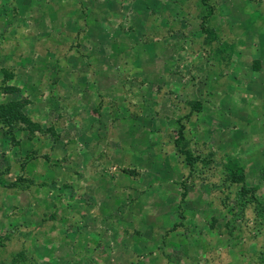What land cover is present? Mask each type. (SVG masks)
Here are the masks:
<instances>
[{
	"label": "rangeland",
	"instance_id": "374dc122",
	"mask_svg": "<svg viewBox=\"0 0 264 264\" xmlns=\"http://www.w3.org/2000/svg\"><path fill=\"white\" fill-rule=\"evenodd\" d=\"M205 3L0 0V264H264V0Z\"/></svg>",
	"mask_w": 264,
	"mask_h": 264
},
{
	"label": "trees",
	"instance_id": "16d2710c",
	"mask_svg": "<svg viewBox=\"0 0 264 264\" xmlns=\"http://www.w3.org/2000/svg\"><path fill=\"white\" fill-rule=\"evenodd\" d=\"M200 1L203 4V3H205L206 0H200ZM208 13H210V9L207 10V14ZM203 19L204 18L202 17V20ZM10 107L11 106H7L6 104H4V105L0 104V115L2 116V118H5V119L12 118V119H17V120L24 119L22 114H20L17 111H12V108H10ZM177 132H178V135H177V138L175 139V143H178V141L182 138L181 129L179 127L177 129ZM180 153L184 155L185 161L189 164H191L192 161H195L198 159L197 156H191V154L186 149L181 150ZM226 169L228 170V172H230V176L232 177L231 179H233V181H242L243 180L242 170L240 167H235L232 171H231V169H228V167H226ZM239 188H241V190H242L240 195H245L244 199L242 198V196H239L242 200V205H245L247 202H255L256 204H259L257 201L258 200L257 196L254 195L252 190H251L252 188H248V187L246 188L244 185H240ZM262 214H264V212Z\"/></svg>",
	"mask_w": 264,
	"mask_h": 264
},
{
	"label": "crops",
	"instance_id": "0c3cea01",
	"mask_svg": "<svg viewBox=\"0 0 264 264\" xmlns=\"http://www.w3.org/2000/svg\"><path fill=\"white\" fill-rule=\"evenodd\" d=\"M259 53H260V50H259Z\"/></svg>",
	"mask_w": 264,
	"mask_h": 264
}]
</instances>
